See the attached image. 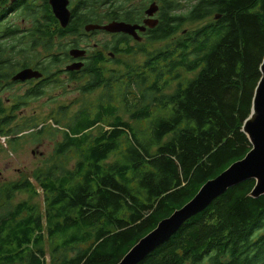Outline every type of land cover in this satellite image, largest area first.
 <instances>
[{"label":"trees","instance_id":"16d2710c","mask_svg":"<svg viewBox=\"0 0 264 264\" xmlns=\"http://www.w3.org/2000/svg\"><path fill=\"white\" fill-rule=\"evenodd\" d=\"M8 2L0 47L15 48ZM22 4L31 10L27 0L11 6ZM176 20L161 22L164 44L143 61L120 56L118 68L95 72L81 92L100 97L73 115L62 107L61 129L0 118L13 151L61 134L30 175L0 186V264H117L250 151L243 125L261 78L264 0H195ZM184 22L193 27L179 34ZM254 186L229 188L137 264H264V194L252 197ZM19 193L29 198L15 201Z\"/></svg>","mask_w":264,"mask_h":264},{"label":"flooded vegetation","instance_id":"af4514ba","mask_svg":"<svg viewBox=\"0 0 264 264\" xmlns=\"http://www.w3.org/2000/svg\"><path fill=\"white\" fill-rule=\"evenodd\" d=\"M27 2L31 7L29 12L23 4L16 7L7 3L8 15L24 12L29 21L27 25L12 26L15 35L21 38L20 46L0 47V118L16 120L18 113L29 119L55 117L57 112L62 114V104L59 109L45 111L49 110L52 100L48 93L50 88L73 83L84 86L95 72L118 68L116 62L120 56L140 55L146 50L152 52L154 48L149 46L161 43V22L170 18L177 26V14L189 8L188 1L186 7L180 0H62L68 12L67 23L63 25L53 12L51 0ZM152 4L158 9L149 14L147 11ZM217 15L215 19H219ZM112 22H124L134 28L131 32L95 28ZM186 23L178 33H186ZM76 63H81V68L71 70L69 67ZM26 68L39 75L25 80L13 79ZM45 96L47 106L41 103L40 107L41 100L33 104V99ZM30 107L31 114L27 112Z\"/></svg>","mask_w":264,"mask_h":264},{"label":"water","instance_id":"95a60500","mask_svg":"<svg viewBox=\"0 0 264 264\" xmlns=\"http://www.w3.org/2000/svg\"><path fill=\"white\" fill-rule=\"evenodd\" d=\"M16 1L10 0V4ZM51 5L54 14L61 20L63 25H66L68 12L64 10L65 5L62 4V0H51ZM157 9L158 6L152 4L147 12L153 14ZM217 18H220V15ZM95 28H104L111 32H131L134 27L124 22H112L105 26L96 25ZM81 66V63H76L69 68L73 70L79 69ZM260 70L261 78L255 89L251 114L243 125V131L248 136L251 144L250 151L244 158L231 164L221 174L208 180L188 203L174 211L169 217L161 220L117 264L139 263L176 233L185 221L203 211L216 198L239 183L254 179L255 186L250 195L257 198L264 194V58ZM36 75H39L37 71L26 68L18 72L13 79L25 80Z\"/></svg>","mask_w":264,"mask_h":264},{"label":"rangeland","instance_id":"374dc122","mask_svg":"<svg viewBox=\"0 0 264 264\" xmlns=\"http://www.w3.org/2000/svg\"><path fill=\"white\" fill-rule=\"evenodd\" d=\"M182 3L185 4L187 7V1L189 2L188 6H191V2H194L195 0H180ZM9 17L5 20V24L7 25H27L29 18L28 16L24 15V12H19L15 15L9 13ZM24 20V23L22 21ZM193 27V24L191 22H187L184 24V28L189 30ZM180 34V33H179ZM167 42H165L166 44ZM164 43L156 44V45H150L149 47L151 49L159 48L163 45ZM122 58L126 60H132L133 62H141L145 59L144 54L140 55H134L132 56H121ZM136 58V60H133ZM81 85L80 84H70L67 85L65 84L64 87L62 88H50L48 93L50 97H52V100L49 102V110L46 109L45 111H51L53 108H58L60 104H62V107H70L67 109L69 113H74L80 106L86 102L88 103H93L95 102L99 97L100 94L102 93L101 89H98L92 93L88 94H83L81 92ZM171 90V89H170ZM169 90V91H170ZM47 96L41 99H33V104H36V102L40 101L38 105L44 104V106H47L48 101L46 99ZM53 97L55 100H53ZM10 104L7 105L9 107ZM41 107V106H40ZM31 108V107H30ZM59 109V108H58ZM29 114L32 113V108L31 110L28 109L27 111ZM18 113V112H17ZM16 113V114H17ZM19 113L17 114V119L14 122V124H25L27 122L29 123H38L40 126L43 124L46 126H49L51 124H54L56 127H62V119H57L55 117H46L44 119H29V118H22L20 117ZM124 119L130 120V115L126 114L124 115ZM57 120L60 121V123L57 122ZM23 132L22 134H24ZM61 139V134L58 136L57 140H52L50 138H43L39 143H33V142H27L23 144L19 149L16 151H13L10 149L9 144H8V137L3 136L0 137V186L1 185H9L8 183L12 181H19L23 179V177H26L30 175L32 172L33 168L40 163H44L50 152L53 151L54 149V144ZM29 198V195L26 193H19L17 194L15 201H19L22 199ZM41 196H38L35 198V201H40ZM46 247L49 252L50 250V242L46 241ZM49 256V253L47 254Z\"/></svg>","mask_w":264,"mask_h":264},{"label":"bare ground","instance_id":"6f19581e","mask_svg":"<svg viewBox=\"0 0 264 264\" xmlns=\"http://www.w3.org/2000/svg\"><path fill=\"white\" fill-rule=\"evenodd\" d=\"M95 2V1H94ZM207 208V207H206Z\"/></svg>","mask_w":264,"mask_h":264}]
</instances>
